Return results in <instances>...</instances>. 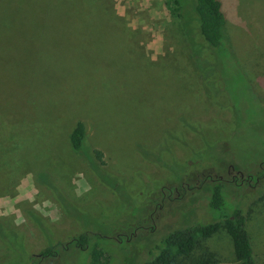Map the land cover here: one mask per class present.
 <instances>
[{"label": "rangeland", "instance_id": "obj_1", "mask_svg": "<svg viewBox=\"0 0 264 264\" xmlns=\"http://www.w3.org/2000/svg\"><path fill=\"white\" fill-rule=\"evenodd\" d=\"M219 2L212 48L190 47L172 0H0V264H88L81 233L107 264H145L234 210L264 264V0ZM198 242L191 259L239 264L224 230Z\"/></svg>", "mask_w": 264, "mask_h": 264}, {"label": "trees", "instance_id": "obj_2", "mask_svg": "<svg viewBox=\"0 0 264 264\" xmlns=\"http://www.w3.org/2000/svg\"><path fill=\"white\" fill-rule=\"evenodd\" d=\"M172 2L178 10L176 16L184 33L188 36L190 47L200 45L201 41L197 42L198 40H196L199 36L212 48L225 44V19L221 12L219 0H172ZM165 5L169 6V2H165ZM183 13L185 17H183ZM84 45H88V43H84ZM201 46H205V44L203 45L201 42ZM88 50L91 51L90 46ZM69 141L72 149L93 169L96 161L101 158V153L85 149V129L82 123H76L69 135ZM221 189V182H215L211 185L209 195L211 208L220 209L223 206L224 199ZM221 229L231 239L235 260L239 264H255L249 236L245 228V217L239 210H234L231 215L224 216L223 223L195 224L168 233L161 244L154 248L156 252L154 258L145 264H189L188 260L195 252L199 243L198 240L208 238ZM88 241V235L81 233L75 236L70 243L82 250H88V264H107L109 257L105 251L96 244L88 245ZM56 254L55 247H49L42 250L39 255L41 257H53ZM190 261L191 264H211L208 255L193 258ZM33 264H37V262H33Z\"/></svg>", "mask_w": 264, "mask_h": 264}, {"label": "flooded vegetation", "instance_id": "obj_3", "mask_svg": "<svg viewBox=\"0 0 264 264\" xmlns=\"http://www.w3.org/2000/svg\"><path fill=\"white\" fill-rule=\"evenodd\" d=\"M240 178L241 179H243V177H242V175L240 174ZM252 178V176H248L247 178H246V180H250ZM235 178L234 177H232V180H234ZM256 180H258V178L256 177L255 178ZM127 240H128V238H127Z\"/></svg>", "mask_w": 264, "mask_h": 264}]
</instances>
